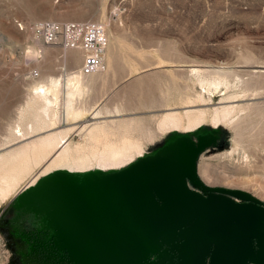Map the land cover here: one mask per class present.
<instances>
[{
	"label": "rangeland",
	"instance_id": "obj_1",
	"mask_svg": "<svg viewBox=\"0 0 264 264\" xmlns=\"http://www.w3.org/2000/svg\"><path fill=\"white\" fill-rule=\"evenodd\" d=\"M48 22H93L104 28L102 65L88 77L89 90L79 102L90 110L53 130L73 126L68 142L76 145L85 139L77 129L81 124L106 123L114 138L126 132L141 142L142 155L105 172L117 171L120 182L124 176L127 182L134 179V172L168 174L144 191L151 198L145 211L162 212L181 197L264 207V0H0V154L26 142L14 140L10 146L7 140L36 85L51 77L65 79L82 65L81 49L61 40L43 42L40 29ZM195 68L225 75L230 87L208 88ZM229 94L236 101L226 99ZM189 101L191 109L204 111L205 123L191 131H163L161 117L185 112ZM226 105H238L234 123L215 125L214 111ZM95 110L101 113L91 119ZM129 169L131 177L125 173ZM120 187L124 193L78 198L51 189L24 204L15 192L0 198V264H211L214 241L201 240L199 246L194 232L212 225V219L195 217L172 229L162 216L139 219L135 203L104 219L87 208L124 199L128 187L123 181ZM145 223L154 225L150 236L141 233ZM217 223L218 232L233 225ZM263 237L264 230L249 237L251 255L244 264H257L252 256H258ZM226 241L217 237L216 243Z\"/></svg>",
	"mask_w": 264,
	"mask_h": 264
},
{
	"label": "bare ground",
	"instance_id": "obj_2",
	"mask_svg": "<svg viewBox=\"0 0 264 264\" xmlns=\"http://www.w3.org/2000/svg\"><path fill=\"white\" fill-rule=\"evenodd\" d=\"M70 61L76 63L73 54ZM194 71L208 88L231 85L225 75H205L198 68ZM75 72L66 75L65 79L51 77L47 84H37L25 108L20 112L16 125L10 129L7 140V143H11L10 146L16 143L14 140L26 142L0 154V198L3 201L15 192L18 195V203L24 204L43 197L51 189L72 198L98 196L102 193H124L120 189L122 180L120 182L117 179L120 174L117 171L107 174L105 170H118L135 155H142L141 142L128 137L126 132L121 138H114L115 132L110 131L106 123L91 126L81 124L77 129L80 133H85V139L84 143L76 145L68 142L70 133L75 130L73 126L60 131L53 130L58 125H69L70 120L81 119L90 110L79 107L81 98L89 90L87 85L91 81L88 80L90 75ZM198 97L204 100L202 95ZM236 98L237 96L232 94L226 96L230 102L236 101ZM189 102L191 104V101ZM192 105L193 103L187 106L185 112H171L162 116L160 126L164 128L163 131L181 128L184 131L192 130L195 126L199 127L203 120L205 123L204 111L193 110ZM237 107L238 105H226L217 108L213 113L212 122L215 125L223 120L226 123L228 119L233 122L235 116L232 114L236 115L233 112ZM100 113L101 111L95 110L91 119L98 117ZM44 132L48 133L40 135ZM37 168L39 170L33 174ZM125 173L126 176L130 175L127 171ZM32 174L31 179L18 188L19 184ZM101 175H106L102 182L99 181Z\"/></svg>",
	"mask_w": 264,
	"mask_h": 264
},
{
	"label": "water",
	"instance_id": "obj_3",
	"mask_svg": "<svg viewBox=\"0 0 264 264\" xmlns=\"http://www.w3.org/2000/svg\"><path fill=\"white\" fill-rule=\"evenodd\" d=\"M128 171L130 173L129 177H131V170L129 169ZM162 172L164 171L157 173L153 172L150 174L140 171L138 172V175H136L134 172L135 178L128 180V182L125 181L126 178L123 177L122 181L124 184H126V187H128L127 196L124 199L118 200V202L115 204L100 202L96 206L86 207L91 209L93 214L101 213L99 217L104 219L106 215L110 218H113L110 213L124 214L125 212L122 211L123 206H132L135 203L137 205L135 211H138L139 214L137 215L139 219L147 217L148 219L155 221L156 216H162L163 218L170 220V223L172 222V229H174L179 224L188 222V220L195 217L200 219H212V221H215L212 225H209V222H207L201 227L202 229H198L196 232H194L198 238L197 242L199 246H202L200 243L201 240L214 241L216 250L213 253L211 264H244V259L248 255H251L249 237L253 236L258 238L260 231L264 230V207L255 204H238L227 199L210 198L208 200L201 201L195 198L181 197L177 199V203L168 204L162 212L152 210L147 212L145 210L148 209L149 204L146 203V200L151 198L148 197V195L147 198L144 191L147 190L149 185L154 182H157L161 179H165L166 181L168 174ZM121 174L123 175L124 172ZM145 175L148 176L149 179L147 181L141 180L140 177ZM133 182H138L137 187H134L135 189L132 188ZM140 185L143 188H141ZM133 193H138V197L135 201H133V198H131ZM164 193H166L165 190ZM133 217L134 216H131V218ZM221 220L230 221L233 225L228 227H220L221 231L218 232L217 222ZM153 226L154 225H151L150 223H145V230L142 229L144 232H141L140 229H138L137 232L143 233V236L149 233L148 235L150 236ZM159 228H162L161 224ZM217 237H223L224 241L227 240L226 243L221 245L217 244ZM257 245L260 251L257 257L252 256V260L257 264H264V237L260 240L258 239ZM219 254L222 255V260H215L214 258H216V256Z\"/></svg>",
	"mask_w": 264,
	"mask_h": 264
},
{
	"label": "built area",
	"instance_id": "obj_4",
	"mask_svg": "<svg viewBox=\"0 0 264 264\" xmlns=\"http://www.w3.org/2000/svg\"><path fill=\"white\" fill-rule=\"evenodd\" d=\"M41 39L44 43L54 44L61 40L67 47H76L84 53L79 72L83 75L95 73L102 65V58L107 44L104 28L93 22H69L59 24L44 23L41 26ZM31 75L36 78L38 75Z\"/></svg>",
	"mask_w": 264,
	"mask_h": 264
},
{
	"label": "crops",
	"instance_id": "obj_5",
	"mask_svg": "<svg viewBox=\"0 0 264 264\" xmlns=\"http://www.w3.org/2000/svg\"><path fill=\"white\" fill-rule=\"evenodd\" d=\"M6 152H8V150ZM6 152H4V153H6Z\"/></svg>",
	"mask_w": 264,
	"mask_h": 264
}]
</instances>
